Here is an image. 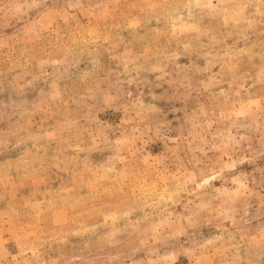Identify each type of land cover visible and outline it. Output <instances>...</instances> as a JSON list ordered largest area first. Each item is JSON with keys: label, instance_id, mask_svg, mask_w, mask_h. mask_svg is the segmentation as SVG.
Masks as SVG:
<instances>
[{"label": "rangeland", "instance_id": "374dc122", "mask_svg": "<svg viewBox=\"0 0 264 264\" xmlns=\"http://www.w3.org/2000/svg\"><path fill=\"white\" fill-rule=\"evenodd\" d=\"M0 264H264V0H0Z\"/></svg>", "mask_w": 264, "mask_h": 264}]
</instances>
